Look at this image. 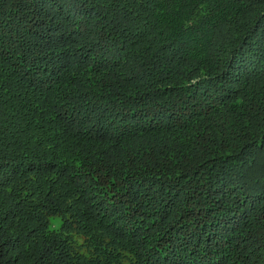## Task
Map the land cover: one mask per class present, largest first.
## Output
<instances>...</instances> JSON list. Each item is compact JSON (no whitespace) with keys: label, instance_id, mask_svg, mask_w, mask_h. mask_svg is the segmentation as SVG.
I'll return each mask as SVG.
<instances>
[{"label":"trees","instance_id":"trees-1","mask_svg":"<svg viewBox=\"0 0 264 264\" xmlns=\"http://www.w3.org/2000/svg\"><path fill=\"white\" fill-rule=\"evenodd\" d=\"M0 264H264V0H0Z\"/></svg>","mask_w":264,"mask_h":264},{"label":"rangeland","instance_id":"rangeland-1","mask_svg":"<svg viewBox=\"0 0 264 264\" xmlns=\"http://www.w3.org/2000/svg\"><path fill=\"white\" fill-rule=\"evenodd\" d=\"M51 221L54 224V226H57L59 224V220L56 217L55 218H51ZM76 240L77 241H81V237H76Z\"/></svg>","mask_w":264,"mask_h":264}]
</instances>
